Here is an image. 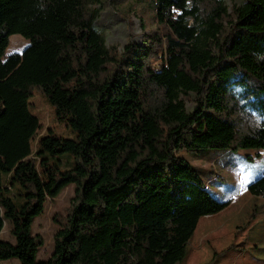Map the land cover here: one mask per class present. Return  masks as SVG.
I'll use <instances>...</instances> for the list:
<instances>
[{"label":"trees","instance_id":"16d2710c","mask_svg":"<svg viewBox=\"0 0 264 264\" xmlns=\"http://www.w3.org/2000/svg\"><path fill=\"white\" fill-rule=\"evenodd\" d=\"M119 2H148L155 22L121 51L95 24ZM13 34L29 43L5 56ZM35 89L75 138L41 133ZM237 148L264 150V0H0V234L14 238L0 263L180 264L199 219L231 202L181 151ZM69 185L36 261L33 220ZM246 188L264 198V174Z\"/></svg>","mask_w":264,"mask_h":264},{"label":"rangeland","instance_id":"374dc122","mask_svg":"<svg viewBox=\"0 0 264 264\" xmlns=\"http://www.w3.org/2000/svg\"><path fill=\"white\" fill-rule=\"evenodd\" d=\"M243 0H226L230 8ZM95 24L104 34L106 45L121 51L127 42L140 44L147 33L155 29L153 10L148 2L137 4L119 2L100 12ZM29 40L19 34L9 37L5 56L21 52ZM158 66V65H157ZM193 95L186 100V108H193ZM28 109L42 126L41 133L50 129L57 136L75 138L66 123L56 118L50 105L38 90L28 99ZM181 155L197 169L207 184V190L217 200L230 199V204L214 215L201 217L189 240L180 264H264V198L252 196L247 185L264 174V150L251 148L207 149L199 152L181 151ZM60 168L74 166L69 154L58 156ZM74 196L73 185L67 186L58 197L48 200L41 216L34 218L31 233L41 237L43 244L36 261L47 260L53 249V234L68 213ZM5 225L0 238L14 241ZM0 264H20L11 258Z\"/></svg>","mask_w":264,"mask_h":264}]
</instances>
